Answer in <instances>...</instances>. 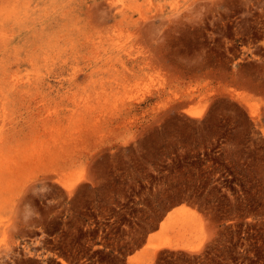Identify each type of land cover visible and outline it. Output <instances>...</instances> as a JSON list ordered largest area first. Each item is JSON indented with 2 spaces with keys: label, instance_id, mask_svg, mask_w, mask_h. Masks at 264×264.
Masks as SVG:
<instances>
[{
  "label": "rangeland",
  "instance_id": "obj_1",
  "mask_svg": "<svg viewBox=\"0 0 264 264\" xmlns=\"http://www.w3.org/2000/svg\"><path fill=\"white\" fill-rule=\"evenodd\" d=\"M0 264H264V0H0Z\"/></svg>",
  "mask_w": 264,
  "mask_h": 264
},
{
  "label": "bare ground",
  "instance_id": "obj_2",
  "mask_svg": "<svg viewBox=\"0 0 264 264\" xmlns=\"http://www.w3.org/2000/svg\"><path fill=\"white\" fill-rule=\"evenodd\" d=\"M137 256H133L130 258V262H134V261H139V260H136Z\"/></svg>",
  "mask_w": 264,
  "mask_h": 264
}]
</instances>
